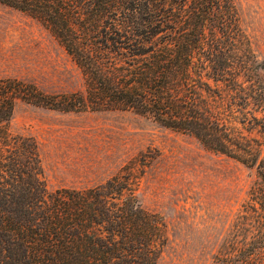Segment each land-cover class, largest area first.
<instances>
[{
    "label": "trees",
    "instance_id": "trees-1",
    "mask_svg": "<svg viewBox=\"0 0 264 264\" xmlns=\"http://www.w3.org/2000/svg\"><path fill=\"white\" fill-rule=\"evenodd\" d=\"M0 4L46 26L84 81L81 90L48 94L0 80V264H158L169 243L164 218L143 208L130 168L94 187L49 192L37 142L11 131L19 102L132 112L255 169L211 264H264V59L234 0Z\"/></svg>",
    "mask_w": 264,
    "mask_h": 264
},
{
    "label": "rangeland",
    "instance_id": "rangeland-1",
    "mask_svg": "<svg viewBox=\"0 0 264 264\" xmlns=\"http://www.w3.org/2000/svg\"><path fill=\"white\" fill-rule=\"evenodd\" d=\"M234 1L242 28L263 60L264 0ZM4 78L32 83L48 94L81 90L84 83L46 26L0 4ZM10 128L37 142L49 192L86 189L127 168L135 171L143 208L161 215L168 228L169 243L158 264H211L257 180L255 169L132 112L64 113L19 102Z\"/></svg>",
    "mask_w": 264,
    "mask_h": 264
}]
</instances>
